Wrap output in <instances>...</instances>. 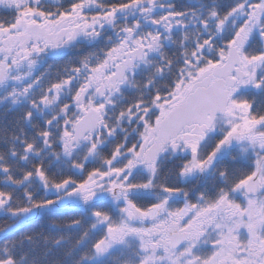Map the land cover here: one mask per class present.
I'll return each mask as SVG.
<instances>
[{"label": "snow or ice", "instance_id": "1", "mask_svg": "<svg viewBox=\"0 0 264 264\" xmlns=\"http://www.w3.org/2000/svg\"><path fill=\"white\" fill-rule=\"evenodd\" d=\"M0 264H264V0H0Z\"/></svg>", "mask_w": 264, "mask_h": 264}]
</instances>
